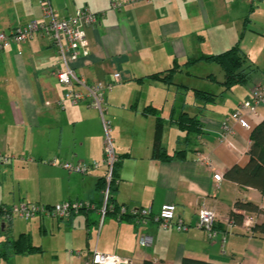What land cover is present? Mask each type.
Masks as SVG:
<instances>
[{"label": "crops", "instance_id": "obj_1", "mask_svg": "<svg viewBox=\"0 0 264 264\" xmlns=\"http://www.w3.org/2000/svg\"><path fill=\"white\" fill-rule=\"evenodd\" d=\"M113 1L122 0H50L59 17L75 15L84 7L97 15L96 24L86 29L89 55L73 63L77 75L88 84L110 81L117 72L121 76L105 98L104 117L111 123L113 148L120 163L109 202L149 208L151 216L163 204H173L176 219L189 228L179 231L171 225L162 229L152 219L140 224L127 216L118 219L111 212L102 216L99 182L105 167L76 174L51 163L100 162L105 133L98 110L84 102L59 103L64 92L55 74L59 55L50 38L37 34L29 42L12 43L0 52V155L7 158L3 162L0 156V204L27 201L52 205L76 200L89 201L94 208L65 221L35 217L25 224L15 217L8 221L0 217V243L21 232L29 233L35 243L34 234L42 240L54 221L72 227L78 219L87 235V252L77 256L52 250L48 254L41 243H35L42 252L13 255L0 259V264H85L94 251L118 255L129 264L144 260L181 264L183 257L215 264L263 263L264 233H249L242 224H229V212L237 211L234 203L250 201L262 206V191L241 186L224 177V172L248 162L250 133L264 119V107L259 106L257 114L248 117L250 129L232 124V145L219 138L224 119L250 96L254 86L264 82V0H140L118 9L111 7ZM33 19H42L38 0H0V32ZM237 42L255 67L251 78L199 112L193 89L219 93L222 71L207 61L183 64ZM175 64L183 66L174 74V82L184 87L137 81ZM214 83L219 91L209 89ZM147 105L164 118L162 146L168 154L183 150L184 157L171 161L152 158L155 115L142 112ZM172 107L173 116L181 109L197 114L201 132L180 130L170 117ZM15 154H23L25 168L34 169L35 179L23 184L15 177L14 167L19 166L11 161ZM215 173L221 174L220 180H214ZM201 207L214 211L215 227L226 235L223 247L221 235L210 240L195 226ZM258 223H264V213L259 214ZM142 234L149 237L148 245L140 244Z\"/></svg>", "mask_w": 264, "mask_h": 264}, {"label": "built area", "instance_id": "obj_2", "mask_svg": "<svg viewBox=\"0 0 264 264\" xmlns=\"http://www.w3.org/2000/svg\"><path fill=\"white\" fill-rule=\"evenodd\" d=\"M42 12L41 20H30L23 25L4 32H0V52L12 43H26L33 39L37 34L47 36L56 47L59 55L60 67L56 70V78L64 87L63 97L60 99V104L64 101H69L75 105L84 102L90 108L99 111L102 119V125L105 133V142L103 146L102 160L90 162L72 163L69 161L57 162L52 160L53 165L58 164L69 173L87 174L93 169L103 165L105 167V186L102 191L103 206L101 215L104 216L107 212L113 211L114 207L109 202L111 196L110 184L112 181V169L117 157L114 152L112 137L110 134L111 123L104 117L105 98L106 95L113 89L116 82L120 81V73H114L112 80L99 81L88 84L84 78L77 75L73 63L81 57H87L90 53L89 43L86 36V29L93 26L97 22V15L89 11L87 8H81L75 15L59 17L54 11L50 0H38ZM140 0H122L119 2H111V7L118 9L126 3H134ZM264 107V82L254 86L250 91V96L243 100L238 108L233 110L221 124L220 142H226L232 145L229 136L233 132V123L239 126L250 129L248 117L255 116L258 107ZM1 156V155H0ZM2 157V156H1ZM3 162L7 158L3 156ZM214 180H220L221 174L215 173ZM264 198V191L262 192ZM264 208V205L261 206ZM94 206L89 201H62L52 205L42 204L37 202L20 201L13 205L0 204V217L8 221L14 217L21 218L25 221H30L35 217H43L52 220H68L73 214H78L81 211H88ZM118 219L125 216H130L137 223H145L148 219H152L162 229H166L173 225L179 231H186L189 225L184 223L182 219L175 217V206L173 204H163L159 212L151 216L149 208H127L120 206L116 212ZM259 214H245L242 225L251 233L252 227L258 222ZM216 215L213 210L201 207L197 211L196 227L203 229L210 240H214L218 235H221L220 241L222 247L226 241L224 232L219 231L215 227ZM231 225L232 222L229 221ZM146 234L140 237V244L145 246L150 242ZM77 256H82L81 251H76ZM122 257L114 254H106L94 251L85 264H118L125 262Z\"/></svg>", "mask_w": 264, "mask_h": 264}, {"label": "trees", "instance_id": "obj_3", "mask_svg": "<svg viewBox=\"0 0 264 264\" xmlns=\"http://www.w3.org/2000/svg\"><path fill=\"white\" fill-rule=\"evenodd\" d=\"M199 61H207L216 63L222 71V80L219 82L222 85V90L219 93L203 91L200 89H193V94L198 102V109L201 112L206 105L213 103L216 98L222 95L225 91L230 90L234 85H243L249 81L255 67L252 66L248 60L247 55L240 48L239 43H235L228 49L219 53L211 55H202L196 58H189L183 65H192ZM182 64H175L174 66L160 72H155L137 79L143 82L145 79L150 81H161L168 85L176 84L178 87H184L182 84L174 82V74L181 69ZM216 81L215 77H212ZM144 114L155 115L154 122V136L152 143V158L160 159L162 161H171L173 158L184 157L183 150L174 151L173 154H168L166 149L162 146V135L164 129V118L157 115V110L154 106L147 105L143 108ZM198 112V113H199ZM174 107L170 112V117L176 123L180 130L186 134L190 132H201V123L197 114H189L184 109H181L176 116H173ZM249 159L248 162L241 166L235 164L224 172V177L238 183L244 187H254L264 191V119L255 125L250 133V145L248 148ZM120 163L119 160L114 163L112 169V181L110 190L114 189L116 183V173ZM99 186L101 189L105 186L104 177L100 180ZM111 199V198H109ZM114 209L109 211L116 214L119 207L114 202H111ZM237 211L231 210L229 212V220L233 224H242L245 214H263L264 208L250 202V201H236L234 203ZM83 212V211H81ZM130 217V216H127ZM264 233V223H256L252 227V233ZM43 249L40 245H35L29 233L21 232L15 238H7L0 243V259L7 260L13 255H29L33 253H40ZM142 264H152L149 260H144ZM181 264H215L213 262L183 257ZM261 264H264L261 263Z\"/></svg>", "mask_w": 264, "mask_h": 264}, {"label": "rangeland", "instance_id": "obj_4", "mask_svg": "<svg viewBox=\"0 0 264 264\" xmlns=\"http://www.w3.org/2000/svg\"><path fill=\"white\" fill-rule=\"evenodd\" d=\"M220 70V69H219ZM219 75V74H217ZM214 91H219L217 83H214ZM12 154H9L8 157H11ZM17 155V156H16ZM13 160L14 164H19L18 167H14V173L15 177L19 180H21V183L25 184L27 181H32L36 178V174L34 169L32 168H25L26 167V161L23 156V154H15L13 158H11V161ZM81 219L84 220V216L81 215ZM75 218H77L75 216ZM15 219L21 220L23 223L28 224L31 223L30 221H25L23 219H19L18 217H15ZM78 219H75L73 221L72 227H70L67 223L63 221H54L52 223V230L46 236L43 235L42 240H38V236L34 234L33 241L36 244H42L45 250H47L48 254H51L52 250H57L59 253L61 252H76L80 251L82 252V255H86V245H85V237L87 236L85 233L84 225L81 224V226L78 225L77 222ZM50 222V221H49ZM95 235V232L92 231ZM93 235V238H94ZM92 242V237L91 240ZM34 243V244H35ZM65 248V249H63Z\"/></svg>", "mask_w": 264, "mask_h": 264}, {"label": "water", "instance_id": "obj_5", "mask_svg": "<svg viewBox=\"0 0 264 264\" xmlns=\"http://www.w3.org/2000/svg\"><path fill=\"white\" fill-rule=\"evenodd\" d=\"M118 264H129V261L126 260L125 262H121V263H118Z\"/></svg>", "mask_w": 264, "mask_h": 264}]
</instances>
